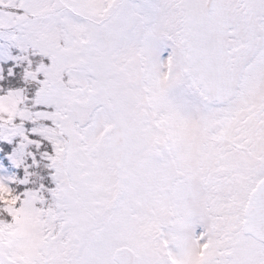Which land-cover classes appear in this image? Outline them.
I'll return each instance as SVG.
<instances>
[{
    "label": "snow or ice",
    "instance_id": "1",
    "mask_svg": "<svg viewBox=\"0 0 264 264\" xmlns=\"http://www.w3.org/2000/svg\"><path fill=\"white\" fill-rule=\"evenodd\" d=\"M0 264H264V0H0Z\"/></svg>",
    "mask_w": 264,
    "mask_h": 264
}]
</instances>
